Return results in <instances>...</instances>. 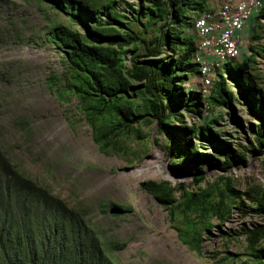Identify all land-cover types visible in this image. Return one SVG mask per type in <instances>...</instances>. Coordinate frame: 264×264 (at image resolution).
I'll return each mask as SVG.
<instances>
[{
    "label": "trees",
    "instance_id": "16d2710c",
    "mask_svg": "<svg viewBox=\"0 0 264 264\" xmlns=\"http://www.w3.org/2000/svg\"><path fill=\"white\" fill-rule=\"evenodd\" d=\"M37 1L64 12L72 23H56L48 33L64 53L65 83L59 94L70 92L78 98L102 152H123L125 138L143 137L139 124L155 120L160 132L173 129L178 139L173 149L180 162H192L189 157L199 151L195 137L223 155L209 160L224 172L218 181L203 186L207 175L199 164L196 189L177 187L179 197L168 181L141 183L172 218L179 217L182 225L175 228L183 242L202 253L204 234L214 226L212 219L227 220L234 204L243 212L249 208L264 213V192L240 191L225 175L234 165L247 162L246 153L225 147L210 123L184 126L189 137H178L180 128L171 124L182 117L183 110L202 113L201 104L209 109H234V93L222 73L207 98L186 87L198 72L193 61L197 37L190 29L198 14L212 8L210 0H122L129 7L124 12L114 9L117 0ZM102 10L107 11L106 18ZM257 17H264V6ZM232 60L225 69L258 121L252 125L251 146L264 152V91L249 70V60ZM237 123L243 124L242 120ZM242 195L259 207L246 204ZM111 210L125 212L116 203H111ZM242 233L247 239L245 255L250 258L246 263L264 264V225ZM115 243L105 240L83 207L69 204L46 184L26 175L0 144V264H118L111 254Z\"/></svg>",
    "mask_w": 264,
    "mask_h": 264
},
{
    "label": "rangeland",
    "instance_id": "374dc122",
    "mask_svg": "<svg viewBox=\"0 0 264 264\" xmlns=\"http://www.w3.org/2000/svg\"><path fill=\"white\" fill-rule=\"evenodd\" d=\"M221 1L210 0V4ZM114 9L124 12L129 7L117 0ZM101 15L106 18L107 11ZM253 16L241 55L232 62L249 60V70L264 91V17ZM61 22L72 24L64 12L46 1L0 0V144L8 155L26 175L46 184L69 204L83 207L105 240L116 241L110 247L118 264H247L250 258L245 255L247 239L242 232L264 225L263 212L249 208L243 212L234 204L227 220L212 219L214 226L204 234L202 253H198L179 238L175 228L182 225L179 217L172 218L141 186L143 181L155 180L168 181L176 189H196L199 164L207 175L202 185L215 183L224 172L209 160L223 158L221 152L195 137L199 151L189 157L192 162L182 163L173 149L178 140L173 129L160 132L155 120L142 121L143 137H126L123 152H102L78 107V98L70 92L59 94L65 83L64 53L48 33ZM219 73L234 93V109H209L201 104L202 113L183 110L182 117L171 124L180 128L178 137H189L184 126L210 123L225 147L246 153L247 162L234 165L225 175L240 191L264 192V152L251 146L252 125L258 121L225 66L217 71L214 84ZM191 78L187 89L197 83L196 76ZM176 196H180L179 189ZM241 199L259 207L246 195ZM111 203L123 206L125 212L115 214Z\"/></svg>",
    "mask_w": 264,
    "mask_h": 264
},
{
    "label": "built area",
    "instance_id": "2783aa9c",
    "mask_svg": "<svg viewBox=\"0 0 264 264\" xmlns=\"http://www.w3.org/2000/svg\"><path fill=\"white\" fill-rule=\"evenodd\" d=\"M263 6L264 0H223L195 17L190 31L197 37L193 61L198 72L189 90H198L204 98L211 95L217 70L241 55L240 33Z\"/></svg>",
    "mask_w": 264,
    "mask_h": 264
},
{
    "label": "crops",
    "instance_id": "0c3cea01",
    "mask_svg": "<svg viewBox=\"0 0 264 264\" xmlns=\"http://www.w3.org/2000/svg\"><path fill=\"white\" fill-rule=\"evenodd\" d=\"M222 1L221 2H218V3H215V4H212V7L217 8L222 3ZM249 23H250V21L247 23V25L244 28V30L240 33V41H241V43L243 42V39H244L245 35L249 31Z\"/></svg>",
    "mask_w": 264,
    "mask_h": 264
}]
</instances>
